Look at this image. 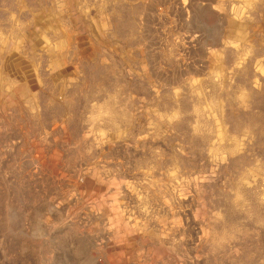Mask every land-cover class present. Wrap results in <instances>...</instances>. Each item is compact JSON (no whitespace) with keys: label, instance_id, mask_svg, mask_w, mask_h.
Returning a JSON list of instances; mask_svg holds the SVG:
<instances>
[{"label":"rangeland","instance_id":"obj_1","mask_svg":"<svg viewBox=\"0 0 264 264\" xmlns=\"http://www.w3.org/2000/svg\"><path fill=\"white\" fill-rule=\"evenodd\" d=\"M0 264H264V0H0Z\"/></svg>","mask_w":264,"mask_h":264},{"label":"bare ground","instance_id":"obj_2","mask_svg":"<svg viewBox=\"0 0 264 264\" xmlns=\"http://www.w3.org/2000/svg\"><path fill=\"white\" fill-rule=\"evenodd\" d=\"M102 9V8H101ZM115 11V10H114ZM117 12H121L120 10L119 11H117L116 10V12H113V13H117ZM112 13V12H111ZM124 18V17H123ZM126 21H123V22H121L120 24H122V25H125V27L126 28H129L130 30H133V28H134V23H133V21L132 20H130V21H128V22H126ZM104 24V23H103ZM106 25V24H105ZM116 30H117V32L118 33H120L121 35H123V27H121L120 25H119V27H118V25L116 26ZM132 32V31H131ZM130 33V32H129ZM131 34H133V33H131ZM133 36V35H132ZM100 64V63H99ZM105 66V65H104ZM99 68L100 67H98L97 65H91V66H89V67H87V72L88 71H90L89 73H88V75L90 76V78L92 79V83L94 84V85H98L99 84V81H98V78L99 77H102V74L101 73H98V70H99ZM105 69V68H104ZM106 73V72H105ZM95 79V80H94ZM7 80V79H6ZM107 80V79H106ZM98 81V82H97ZM99 86V85H98ZM97 86V87H98ZM110 87L111 88H108V89H111L112 90V86L110 85ZM25 89V88H24ZM110 91V90H109ZM74 99V98H73ZM73 99L72 100H70L69 99V102H67V104L69 105V104H74L73 103ZM210 101V100H209ZM32 106V105H31ZM210 107V106H209ZM194 109V108H193ZM216 110V109H215ZM113 111V110H112ZM110 111V115H109V122H111V124H113L112 122H115L114 121V114H115V112L113 111ZM219 112V111H218ZM90 118V117H89ZM111 120V121H110ZM117 122V121H116ZM23 131V130H22ZM218 146V145H217ZM237 146V145H236ZM218 240V239H217ZM216 240V241H217Z\"/></svg>","mask_w":264,"mask_h":264},{"label":"crops","instance_id":"obj_3","mask_svg":"<svg viewBox=\"0 0 264 264\" xmlns=\"http://www.w3.org/2000/svg\"><path fill=\"white\" fill-rule=\"evenodd\" d=\"M54 21H59L58 19H54ZM60 46H61V44H60ZM62 55V53H60V54H58V56H61ZM25 87L24 86H19V92H25V89H24ZM21 90V91H20Z\"/></svg>","mask_w":264,"mask_h":264}]
</instances>
